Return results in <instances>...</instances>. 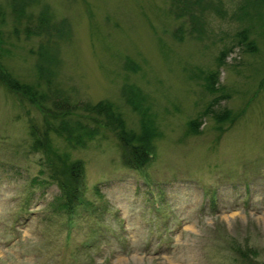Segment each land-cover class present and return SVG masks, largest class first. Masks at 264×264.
I'll list each match as a JSON object with an SVG mask.
<instances>
[{
    "label": "rangeland",
    "instance_id": "374dc122",
    "mask_svg": "<svg viewBox=\"0 0 264 264\" xmlns=\"http://www.w3.org/2000/svg\"><path fill=\"white\" fill-rule=\"evenodd\" d=\"M19 1L0 0L1 65L80 107L109 101L129 129L146 121L157 136L148 186L111 129L76 147L53 135L86 166L90 206L69 221L31 149L43 115L0 81V264H264V16L239 20L243 0H216L224 18L198 10L196 23L173 0H30L19 22ZM44 9L59 25L49 43L28 30ZM244 29L255 50L238 44ZM226 111L235 120L220 125Z\"/></svg>",
    "mask_w": 264,
    "mask_h": 264
},
{
    "label": "trees",
    "instance_id": "16d2710c",
    "mask_svg": "<svg viewBox=\"0 0 264 264\" xmlns=\"http://www.w3.org/2000/svg\"><path fill=\"white\" fill-rule=\"evenodd\" d=\"M242 2V5L239 6V14H236L239 20L263 18L264 0H243ZM213 3H217L216 0H173L174 6L177 7V18L187 14L191 16L194 23L200 20V17L194 12L198 10L202 13L207 9L214 10L219 17L224 18L225 11H223L222 5ZM30 4V0L14 3V12L19 22L27 17L25 9ZM179 10L183 13L178 12ZM28 18V22L32 23L28 25V30L34 29L35 33L48 37L47 43L51 42V37L59 30V25L52 23L49 12L44 9L33 28L32 17L28 16ZM250 34V29L242 30L238 34V44L246 45L249 50H255L256 46L250 41ZM231 51L232 48L223 50L218 59L224 62ZM0 81L9 90L30 102L43 115L41 124L32 120L29 125L32 138L31 149L33 152L44 154L43 166L48 170L52 182L57 183L61 190L60 208L67 214L69 221L75 220L79 213L78 210L89 204L86 197V166L82 160H72L68 153H61L56 150L52 146L51 137L53 135L63 138L69 146L76 147L93 140L101 134L103 129H111L120 141L122 159L127 166H134L138 170L151 163L152 155H154L152 144L157 136V131L149 125V122H144L140 132L131 130L109 101H102L96 105L85 104L84 107H80L82 104L75 103L72 98L65 94L57 93L52 87L43 92L34 85L17 80L1 64ZM206 81L207 91L212 95H217L216 86L219 85L217 74L210 73ZM47 83L50 84L49 81ZM128 95V102L132 103L134 108L142 110L145 100L141 94L138 95L136 92ZM82 111L88 113L87 117L80 118ZM143 113L146 117L147 112L144 111ZM147 118L149 119V117ZM218 120L222 125L230 120L233 122L235 118H231L230 112L226 111L218 117ZM192 131L194 134L199 132L197 123L193 125Z\"/></svg>",
    "mask_w": 264,
    "mask_h": 264
}]
</instances>
